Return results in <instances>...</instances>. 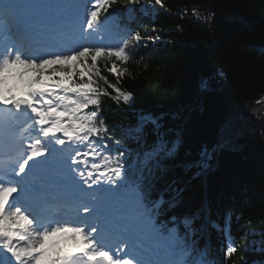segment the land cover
I'll use <instances>...</instances> for the list:
<instances>
[{
    "label": "trees",
    "instance_id": "16d2710c",
    "mask_svg": "<svg viewBox=\"0 0 264 264\" xmlns=\"http://www.w3.org/2000/svg\"><path fill=\"white\" fill-rule=\"evenodd\" d=\"M141 3L153 13L125 9ZM100 19L144 45L124 63L97 60L128 104L93 77L111 94L100 98L106 154H123L125 182L113 190L128 185L160 236L176 230L171 251L186 264H264V0H114Z\"/></svg>",
    "mask_w": 264,
    "mask_h": 264
},
{
    "label": "snow or ice",
    "instance_id": "6c2138e0",
    "mask_svg": "<svg viewBox=\"0 0 264 264\" xmlns=\"http://www.w3.org/2000/svg\"><path fill=\"white\" fill-rule=\"evenodd\" d=\"M112 2L114 0H92L91 10L79 21L78 38L68 37L70 43H60L58 50L26 54L14 43L0 47V126L5 129L18 126L28 134L26 147L21 142L11 158L12 175L8 174L9 165L0 163V264H156L142 254L133 255L131 249L125 251L127 243L116 245L114 250L100 230L88 223L87 214H101V209L84 206L86 216L76 219L54 216L52 210L59 207V203L53 189L66 177L53 171L47 179H37L35 171L62 165L65 145H85L87 151L74 149L71 164L77 167L69 171L77 173L89 188L93 184L111 185L112 188L104 190L106 196L116 194L113 188L125 182L123 154H106L107 145L102 143L112 137L99 118L100 98L111 94L100 89L93 77L103 80L116 93L113 98L117 102L128 104L133 99L132 94L109 83L107 77L101 75L97 60L114 58L127 62L131 58L127 51L130 41L125 39L117 45L77 42L90 41L99 33L102 10L107 12ZM156 3L160 4L161 0ZM17 7L16 0H0V11L5 14L14 12ZM28 27V21H17L16 35L21 40L30 38ZM132 39L139 41L140 36L137 34ZM108 71L119 79L120 69L116 63H112ZM12 79L21 85L19 95L8 86ZM91 137H96V141ZM174 148L173 145L169 149L163 141L157 145L158 151L169 154ZM202 155L206 156L207 150ZM49 156L55 158L52 165L48 163ZM197 164L203 161L193 162V166ZM38 205L44 211H38ZM158 207L159 202H154L153 209ZM183 223L185 228H190L192 218L185 217ZM170 232L175 240L174 230ZM68 241L73 242V247H66ZM235 251L236 248L229 245L227 255ZM171 264L182 262L172 261Z\"/></svg>",
    "mask_w": 264,
    "mask_h": 264
},
{
    "label": "rangeland",
    "instance_id": "374dc122",
    "mask_svg": "<svg viewBox=\"0 0 264 264\" xmlns=\"http://www.w3.org/2000/svg\"><path fill=\"white\" fill-rule=\"evenodd\" d=\"M65 0H39V2L44 3L47 7H52L53 10L56 11V18L58 21H60V25L70 24L73 26L79 25V21L84 20V15H82L79 12V6L76 4V0H68L69 4L67 6H63L62 3ZM134 6H131L128 9V12H131V14L135 13L137 10L143 9L144 12H148L147 6L144 3H141L140 6L133 8ZM71 8H74L75 14L72 15ZM109 31V30H108ZM111 32L106 35V38L101 37L98 33L97 35H94L92 40L97 41V45H105L109 43L110 45H117L121 44L123 40L127 39L130 41L129 50L142 47L143 41L140 39L139 41H135L132 38L135 36L131 34L128 30H122L118 35L115 37L120 38L121 41H118L116 38L110 36ZM144 33L146 34V30H144ZM146 41L148 42V46H153L155 43V37L152 35H148L146 38ZM154 48V47H152ZM75 79V78H74ZM17 82L15 79L9 80L8 86L13 87L14 92L16 94H20L21 92V86L16 84ZM72 146V145H71ZM71 146H66V150H63L62 153V159L63 164L66 163V159L70 157V152H68V149H71ZM57 149V147H56ZM59 150V149H57ZM44 159V158H41ZM55 161V158L52 156L48 157V163L52 165ZM69 161V160H68ZM70 164V161H69ZM41 169H44L41 167ZM52 169V168H49ZM57 169V168H56ZM133 208V206H131ZM135 207V206H134ZM117 219L122 224V231L124 234L128 236H133L134 234L139 235L144 238L145 240V252H148L147 249L148 246L157 248V251L160 255V259L155 260L156 264H171L172 261H180L183 263V259L181 256H175L172 254L171 247L173 245L172 239H165L158 235L156 232V229L149 223L148 219H146L145 211L142 208H136V210L132 211L128 204L127 206L122 205L119 208ZM128 236H126L128 238ZM148 244V246H147Z\"/></svg>",
    "mask_w": 264,
    "mask_h": 264
},
{
    "label": "bare ground",
    "instance_id": "6f19581e",
    "mask_svg": "<svg viewBox=\"0 0 264 264\" xmlns=\"http://www.w3.org/2000/svg\"><path fill=\"white\" fill-rule=\"evenodd\" d=\"M16 10H19V4H18V7L16 8ZM41 51H43V50H41ZM41 51H40V52H41ZM9 162H11V159H10V161L6 162L5 164H9ZM107 243L111 244V242H108V241H107ZM113 244H114V243H113V241H112V245H113Z\"/></svg>",
    "mask_w": 264,
    "mask_h": 264
}]
</instances>
